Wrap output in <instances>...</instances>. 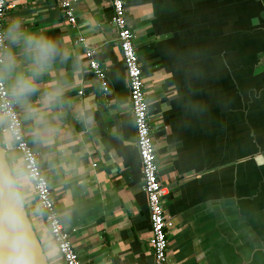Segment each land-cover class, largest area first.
<instances>
[{
    "label": "crops",
    "instance_id": "1",
    "mask_svg": "<svg viewBox=\"0 0 264 264\" xmlns=\"http://www.w3.org/2000/svg\"><path fill=\"white\" fill-rule=\"evenodd\" d=\"M70 1L75 26L60 0H7L5 31L19 21L63 54L37 78L34 93L12 99L81 263L153 264L112 10L105 0ZM123 2L158 178L168 188L167 264H264V0ZM87 48L105 72L107 93L89 70ZM12 51L17 70L28 71L22 50ZM7 159L21 166L14 148ZM25 191L48 263L63 264L28 180Z\"/></svg>",
    "mask_w": 264,
    "mask_h": 264
},
{
    "label": "built area",
    "instance_id": "2",
    "mask_svg": "<svg viewBox=\"0 0 264 264\" xmlns=\"http://www.w3.org/2000/svg\"><path fill=\"white\" fill-rule=\"evenodd\" d=\"M112 10L111 25L116 31L118 46L128 80V90L131 105V118L136 134V148L139 156L142 190L147 197L150 238L149 249L153 255V264H167V217L164 209L168 197V188L161 185L158 178L157 161L149 124V102L147 100L142 79L141 66L133 46V34L127 24L123 0H105ZM60 7L71 26L76 25L73 2L60 0ZM8 10L7 0H0V34L5 32V18ZM83 42L81 39L78 40ZM6 44V42H5ZM95 51L86 49L84 56L88 62L91 74L99 82L102 90L107 93L108 87L105 72L94 59ZM82 95V92L79 93ZM0 118L3 120L6 133L14 150L19 155L21 166L28 176L34 192L35 201L46 225L49 237L55 244L57 253L63 264H82L71 242L70 234L64 229L56 209L51 187L37 155L31 147L12 97L3 78H0Z\"/></svg>",
    "mask_w": 264,
    "mask_h": 264
},
{
    "label": "clouds",
    "instance_id": "3",
    "mask_svg": "<svg viewBox=\"0 0 264 264\" xmlns=\"http://www.w3.org/2000/svg\"><path fill=\"white\" fill-rule=\"evenodd\" d=\"M13 47L22 50L28 71L17 70ZM62 55L53 39L43 33L26 32L19 21L12 22L0 34V78L10 80V96L24 98L34 93L37 78ZM45 95L52 100L57 93ZM29 115H35V110ZM27 180L21 166L8 162L0 164V264H36L35 239L25 211Z\"/></svg>",
    "mask_w": 264,
    "mask_h": 264
},
{
    "label": "water",
    "instance_id": "4",
    "mask_svg": "<svg viewBox=\"0 0 264 264\" xmlns=\"http://www.w3.org/2000/svg\"><path fill=\"white\" fill-rule=\"evenodd\" d=\"M6 129V125H0V164H3L4 162H8V159H7V152L9 150H11L12 148H14V144H10V145H6L3 143L2 141V136H1V131L2 130H5ZM9 163V162H8ZM25 211L27 213V219H28V222H29V226L32 230V233H33V236H34V239H35V257H36V264H49L48 263V260L46 258V255L43 251V248L41 246V243L35 233V230L33 228V225H32V222L28 216V212H27V209L25 207Z\"/></svg>",
    "mask_w": 264,
    "mask_h": 264
}]
</instances>
